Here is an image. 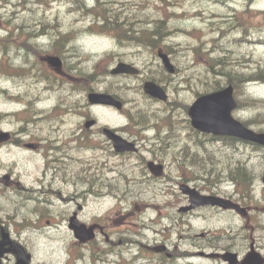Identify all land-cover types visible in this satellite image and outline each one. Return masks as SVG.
<instances>
[{
	"label": "rangeland",
	"instance_id": "rangeland-1",
	"mask_svg": "<svg viewBox=\"0 0 264 264\" xmlns=\"http://www.w3.org/2000/svg\"><path fill=\"white\" fill-rule=\"evenodd\" d=\"M13 1L15 5L10 0H0V15L3 16L0 19V39L6 37L10 27L6 19L12 18L11 23L16 25L21 23L22 20L15 17L14 11L19 16H25L23 24L25 21L30 22L26 16L31 17L35 11L42 18L35 24L36 33L44 28L49 34L39 38L35 36L31 43L45 56L49 53L60 55L57 51L61 48L56 45V36L70 29H73L71 36H75L78 30L73 44L75 48L69 44L61 55L66 74L61 75L64 78L59 77L55 83L38 79L40 69L54 74L45 63L40 62L43 60L40 54L29 55L24 49H14L4 58L0 56V66L12 73L19 71L20 66H24L23 71H29L31 65L36 66L26 76H9L0 72V114L5 111L17 112V120L14 116L1 119L0 132L16 129L20 131L12 134V140L9 137L0 142V225L6 226L26 246L33 255V264H221L220 259L200 257L198 254L201 251H211L206 244L209 238L202 236L209 230L216 231L217 235L225 238L231 237L227 241L234 246L235 251L246 252L251 237H259L264 245V184L261 178L264 175V147L240 140L231 143L199 135L190 128L187 110L176 105L191 104L196 97L193 89L197 87L194 84L188 86L184 79L186 74L200 82L199 78L203 79L208 74V69L220 68L219 65L209 63L210 58L217 55L214 51L216 40L213 38L221 35L219 30H215L213 36V30L218 26L213 22L217 21L216 15L224 18L229 14L227 4L216 3L215 0H179L172 5L169 2L161 4L156 0L148 3H142V0L115 2V7L122 14L120 20L126 16L133 22L140 19L141 22L136 26L145 27L149 26L147 21L165 19L174 28L175 33L164 38L158 45L171 47L173 62L180 69L171 84L174 89L178 86L179 91L170 92L180 102L172 100L173 104L170 105L151 103L138 91L139 84L144 79H149L152 75L161 79V61L154 50H146L142 44L121 42L116 32L87 31L86 26L89 28L94 18L86 16L80 19L74 15L70 9L73 7V0H55L51 6L50 0H33L35 2L32 7L29 6L30 0H27L26 5L30 7L28 11L24 10L23 0ZM85 1L89 7H94L97 3L96 0ZM258 1L264 5V0ZM41 13L50 15L43 16ZM231 21L225 19L222 31L241 38L245 33L229 25ZM74 24L76 30L72 27ZM181 28L191 32L183 34ZM246 30V34L251 37L250 43L226 40L219 47L232 56L252 59L251 62L245 61L244 66L229 67L242 69L252 65L250 69L254 67L253 71H256L259 67H264V29ZM14 34L18 35L19 32L14 31ZM251 40L259 42L251 43ZM196 46L199 51L195 49ZM211 48L213 56L210 52L207 53ZM15 51L24 53V56H14ZM72 52L74 53L71 54ZM221 54L224 55V51ZM119 61L131 62L145 69L143 77H113L110 73L104 75L107 69L110 70ZM83 64L85 67H80ZM255 77L253 73L250 76ZM87 78L94 89L111 88L120 92L127 100L128 111L125 113L109 106L91 105L87 99V90H76L74 95L75 91L68 89L72 90L73 82L83 80L90 87ZM166 81L168 82L167 79ZM166 81L163 80L162 83L165 84ZM78 83L74 85H80ZM243 83L236 88L240 108L233 114L244 122L250 121L251 128L264 131V80ZM203 90L205 91V87H200L199 91L204 92ZM25 92L27 99L38 97L40 100L42 96L44 99L35 106H27L20 103L22 98L25 99ZM19 94L22 98L16 102L14 96ZM59 97L64 99L60 100ZM77 99L80 111H75L74 114L63 113L66 106L73 108L71 106L74 104L70 102H76ZM58 101L60 104L55 107ZM252 101L257 103L252 104ZM156 106L162 109V113L151 116L149 123H155L152 128L139 130L130 124L128 117L133 113L137 119L148 121L147 115L144 116L140 111H150ZM36 107L46 109L44 111L50 114L42 127L35 117L42 118L40 115L43 113H37L34 110ZM139 107L141 109L137 110ZM167 114L171 115L173 121L171 134L173 136L174 133L176 137L166 144L157 143V131L154 129L161 123L162 115ZM89 117L97 120L92 129L85 128V121ZM171 119L168 118L166 123L171 125ZM103 126L122 127L123 136L136 140L142 154L123 156L115 153L112 143L101 132ZM21 128L26 132H22ZM167 135L166 129L162 128L161 137L165 138ZM31 141L37 142L39 147H28L27 143ZM87 143L94 147H84ZM160 145L165 146L160 150L162 155L157 157L165 161L168 176L183 179L185 183L201 188L202 192L210 193L214 190L221 192L219 194L235 193L238 187L226 176L231 170L245 168L248 175L256 181L252 180V194L249 198L246 197L252 206L250 221L247 223L240 215L228 210L201 208L184 213L185 215L179 212V207L189 203L188 197L180 190L183 182L169 185L165 179L152 180L145 169L146 164L141 162L144 157L156 156L154 151ZM186 146L190 153L195 151L200 154L199 160L190 161L189 154L184 151ZM51 153H54L55 159L50 157ZM202 156L207 159L208 166L230 168L222 174V180L213 186L210 185L211 182L200 180L206 179L208 174L206 167L201 169L198 166ZM91 178H96L93 184L89 182ZM75 211L81 222L88 226L98 225L94 240L83 243L76 238L73 229L69 227V218ZM245 225L252 229L249 232L251 237L241 234L240 229ZM162 245H167L178 255L184 252L188 255L169 259L161 251Z\"/></svg>",
	"mask_w": 264,
	"mask_h": 264
},
{
	"label": "water",
	"instance_id": "water-1",
	"mask_svg": "<svg viewBox=\"0 0 264 264\" xmlns=\"http://www.w3.org/2000/svg\"><path fill=\"white\" fill-rule=\"evenodd\" d=\"M160 56L163 58L166 68L173 73L175 67L170 62L168 55L161 52ZM48 61L51 65L56 67L62 65V60L59 57L50 56L48 57ZM111 72L112 74H138L140 70L132 64L119 62ZM145 91L153 97L168 100L166 91L154 81L146 82ZM89 100L92 104H107L116 106L119 109L123 108L122 100L106 92H91L89 94ZM236 106L237 102L234 97V87L232 85L222 90L202 95L189 109L192 125L207 133L235 136L264 145V133H257L247 128L240 120L233 117L232 111ZM95 122V120H90L86 123V126L90 127L94 125ZM104 132L113 140L114 148L117 152L138 150L135 142L125 139L115 131L105 128ZM148 166L155 176H161L164 172V166L162 164L157 165L154 162H149ZM182 191L189 195L191 202L189 207L183 208L182 210L193 209L201 205H220L225 208H236L239 212H244V209L231 200L217 195H204L197 189L191 188L188 185H183ZM70 227L75 230L76 236L83 241L95 237L94 227L91 226L88 228L85 224L80 223L76 215L71 218ZM9 236V233H4V239L0 240V256H2L3 252L14 250L18 255L17 264H30V256L26 255L24 246L12 241ZM6 244H10L11 247L8 249H1ZM230 256V261L232 263H237V254H230Z\"/></svg>",
	"mask_w": 264,
	"mask_h": 264
},
{
	"label": "trees",
	"instance_id": "trees-1",
	"mask_svg": "<svg viewBox=\"0 0 264 264\" xmlns=\"http://www.w3.org/2000/svg\"><path fill=\"white\" fill-rule=\"evenodd\" d=\"M97 4L94 7H86L85 6V0H73L74 3V10L77 14H79L80 16H92L94 18L93 24H91L89 26V30H91L92 32H103V33H108V32H112V34H114L116 32V35L118 36V38L120 39L121 42L124 41H128V42H133L139 45H143L146 48H152L156 46V42L161 40L165 34L169 35L171 33V31H167L166 33V29L167 27L164 25V20H150L151 22L147 21L146 23H149V26L145 25V27H142L141 25L136 26V24L140 23V19L136 22H133L132 19L129 18V16H126L125 19L120 20L121 19V13L118 11V9L115 7V2L117 0H96ZM27 2V0H25V3ZM23 3V4H25ZM36 15H32L31 17H29L28 19H31L32 22H34V20L36 19ZM25 20V19H24ZM21 21L20 24L15 25V26H19L20 28H22L23 31H25L23 29V21ZM134 20V19H133ZM7 21V20H6ZM12 18L8 19V22H11ZM126 24L128 26V29H132V32H129L127 29L126 31L122 28L124 25ZM136 30L138 32H136ZM27 34V33H26ZM28 34H27V39H28ZM58 38V39H57ZM62 38V39H61ZM26 41L23 43L24 46H30L31 48H33L32 45L28 44ZM56 45L58 47H60L61 49L57 52L60 53V55H63V51L64 48L67 47L69 44H71V38L68 37L67 34L62 33L61 35H58L55 37ZM158 45V44H157ZM170 51V50H168ZM35 53H40V51L35 50ZM210 75L214 78H206L202 80V87H205V91H211V90H215L220 88L223 83H224V77H227V79L230 82H233L234 85H236V88H238V86L243 85V82H247L250 78L249 73L245 72L244 70L241 69H235V68H230L228 66H222L220 68H212L209 69ZM109 73V70L107 69L105 71L104 74ZM156 74V73H153ZM161 79L159 77L156 76H151L150 79H153L157 82H163V77H165L166 79V73L163 70L161 74H159ZM216 75H220V76H224V77H217ZM168 77H171L170 75H167ZM60 76L57 75H50L49 73L45 72V71H41L40 73V78L41 80H47L50 78L51 83H55L56 80L59 78ZM259 77H261L260 79L264 80V68H262L261 70H259ZM91 84V81H89ZM109 90H113L111 88H108ZM114 91V90H113ZM115 92V91H114ZM116 93L120 94V92ZM252 104H256V101H252ZM141 113L144 114V116L147 115V112L144 110L140 111ZM136 124L140 125V126H145L149 123V121H147L146 123L144 122V120H137L135 122ZM248 125L250 124V121L246 122ZM171 126V125H170ZM169 126V128H170ZM229 141H237V139H233V138H225ZM165 146V145H164ZM166 150V148H165ZM184 151L187 152V154H189L190 157V161L191 162H196L197 160H199L200 154H198L197 152L193 151L192 153L189 152V147L186 146L184 148ZM167 154H168V150H167ZM198 166H201V169H204L205 167L207 168V173L204 171V173L207 175L206 179H202L204 181L207 182H211V186L217 184L218 182H220L222 180V174H224L225 172L229 171L230 168H222V169H218L217 167L214 166H208L207 165V159L205 157H201L200 161L198 163ZM212 177L213 179L209 178ZM226 176V175H225ZM232 178L236 181H238L239 183H243L246 189V193L248 195V197L251 196L250 193V183L252 181V176L248 175V173L240 168H237L235 170H231L229 172V175L226 176V178Z\"/></svg>",
	"mask_w": 264,
	"mask_h": 264
},
{
	"label": "flooded vegetation",
	"instance_id": "flooded-vegetation-1",
	"mask_svg": "<svg viewBox=\"0 0 264 264\" xmlns=\"http://www.w3.org/2000/svg\"><path fill=\"white\" fill-rule=\"evenodd\" d=\"M144 1L153 2L155 0H144ZM156 2H160L161 4H165L167 2V0H156ZM215 2L216 3L221 2V3L227 4L230 12L224 18L232 20L229 25L233 26V28L237 29V31L238 30L246 31V29L250 28V27H254L256 29V31L264 29V5H261L258 0H236V1L235 0H215ZM43 14L45 15L48 13H43ZM213 16H214V14H213ZM216 17H217V21L213 22V23L215 26H216V24L218 25L216 28H219V30H222V25L225 22V19L222 18V16H218V15H216ZM216 17L214 16V18H216ZM249 19H251L252 23H249L250 22ZM253 19H257V21L255 22ZM42 34L48 35L49 33L47 32V30L44 29ZM240 41L242 43L248 42V40L246 38H241ZM256 42L258 43L259 40H256ZM51 70L54 71L53 69H51ZM61 70H62V68L59 71L61 72ZM12 134H14V131H12L10 133V138H11ZM11 140H12V138H11ZM27 145L31 148H38L39 147L38 143L35 141L28 142ZM229 197H231L232 199H235L234 195L229 196ZM209 234L211 236H213L214 239L218 238L217 236L212 235L211 232ZM203 236H207L206 233H204ZM226 241H227L226 239L223 240L221 238H219L218 240H216V239L212 240V241H210L211 246L209 247V249H211L212 252L215 254H222V253L227 252L229 250H233L232 244H230V243L227 244ZM252 245L254 248H257L259 250H264V248L256 245V242H253ZM252 245H251V248H252ZM168 253L171 257H173L174 255H177L174 252L171 253V252L167 251V254ZM216 258L220 259V257H216ZM16 261H17V255L13 251L7 253L3 259L4 264H15ZM0 263H1V261H0Z\"/></svg>",
	"mask_w": 264,
	"mask_h": 264
},
{
	"label": "bare ground",
	"instance_id": "bare-ground-1",
	"mask_svg": "<svg viewBox=\"0 0 264 264\" xmlns=\"http://www.w3.org/2000/svg\"><path fill=\"white\" fill-rule=\"evenodd\" d=\"M10 1H12V3L15 5V2L13 1V0H10ZM53 1H55V0H52L51 1V3L53 2ZM30 7H32V3H34L35 1H33V0H30ZM17 3V2H16ZM30 7H27V5L24 7V10L25 11H28V8H30ZM37 11H35V14H33V12H32V15H37V13H36ZM55 16V15H54ZM56 16H58V15H56ZM123 29L126 31V29L129 31V32H132L133 30L132 29H128V26L126 25V24H124L123 23ZM31 28V29H30ZM23 29L25 30V32L28 34V36L30 37V39H32V38H35V35H36V28H35V24L31 21V19H30V22H27V21H25V24H23ZM85 29H87V27L85 28ZM182 30L181 31H183V34H188V33H190L191 31L190 30H187L186 28H181ZM136 32H138L137 30H136ZM78 33V30H76V34ZM257 43V42H256ZM255 48V47H254ZM74 52H72L71 54H73ZM76 53H79V52H76ZM83 61V60H82ZM25 62H28V61H25ZM84 62V61H83ZM80 67H85V65L83 64V65H81ZM49 92H51V91H49ZM67 94V93H66ZM64 96H65V93H64ZM20 98H22V95L21 94H19L18 96L16 95V96H14V99L16 100V102H19L17 99H20ZM62 99H64V98H62ZM24 99L22 98V100L20 101V103L23 101ZM77 109L76 108H68V106H66L65 108H64V110H63V113H67V114H74L75 113V111H76ZM15 110L14 111H5L4 112V114H5V118L6 119H8V118H10V117H12V116H14V118L16 117V115H15ZM3 114V115H4ZM42 118H39V119H41V121L42 122H44V121H46L47 119H48V117H49V114H42V115H40ZM5 118H3V119H5ZM16 119V118H15ZM17 120V119H16ZM104 194V193H103ZM107 194V193H106ZM146 204H148V206H150L151 204L150 203H146Z\"/></svg>",
	"mask_w": 264,
	"mask_h": 264
}]
</instances>
